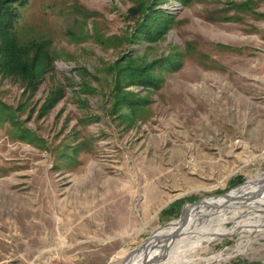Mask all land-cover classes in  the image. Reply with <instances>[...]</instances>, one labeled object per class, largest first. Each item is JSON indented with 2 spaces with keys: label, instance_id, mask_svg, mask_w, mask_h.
Here are the masks:
<instances>
[{
  "label": "rangeland",
  "instance_id": "obj_1",
  "mask_svg": "<svg viewBox=\"0 0 264 264\" xmlns=\"http://www.w3.org/2000/svg\"><path fill=\"white\" fill-rule=\"evenodd\" d=\"M138 1L18 6L17 42L46 41L54 62L34 94L0 76V264L132 263L264 173V0H152L174 17L154 41L136 33ZM165 56L157 86L138 81ZM54 86L63 97L39 112ZM244 221L187 264H264V210Z\"/></svg>",
  "mask_w": 264,
  "mask_h": 264
},
{
  "label": "trees",
  "instance_id": "obj_2",
  "mask_svg": "<svg viewBox=\"0 0 264 264\" xmlns=\"http://www.w3.org/2000/svg\"><path fill=\"white\" fill-rule=\"evenodd\" d=\"M27 0H0V76L7 75L20 80L23 89L31 94L37 90L42 78L53 67L54 59L46 46V41L34 38L32 41L21 44L17 42V32H15V23L18 19V6H24ZM159 1V0H158ZM184 1V0H180ZM148 0H139V9L132 8L130 16L136 17L139 29L137 34H141L145 40L154 41L162 33L170 28L174 17L165 9L158 8L156 4H151ZM247 3L239 4V8L247 10ZM259 16L264 13L258 14ZM194 43H188L187 51L193 50ZM166 57V56H165ZM157 59L141 68L137 76L142 84L157 86V77L152 73L151 68L155 65L163 67L164 65H175L176 61L172 57ZM136 72V71H135ZM137 81V82H138ZM64 90L59 86H54L43 101L39 112H45L53 107L62 97ZM123 98V97H121ZM118 98V101L124 100ZM121 99V100H120ZM18 139L33 141L37 137L26 127H16Z\"/></svg>",
  "mask_w": 264,
  "mask_h": 264
},
{
  "label": "bare ground",
  "instance_id": "obj_3",
  "mask_svg": "<svg viewBox=\"0 0 264 264\" xmlns=\"http://www.w3.org/2000/svg\"><path fill=\"white\" fill-rule=\"evenodd\" d=\"M259 186H261L262 189L264 187V173L258 174L250 180L245 188H239L240 190L236 189L239 190L236 191L237 193L230 191L224 196L212 197L211 201H209L211 203L208 202L207 205H203L204 207H199L198 210L202 207L203 208L200 211H197V213H192L188 217L183 218V220L179 221L178 224L172 227L166 235L157 239L155 245L145 252L141 258L129 264H187L188 262L197 260V258H199V253L195 254L194 251L196 252L197 248L205 249V246L202 245L201 241L209 242L213 238L226 237L227 234L233 233L236 229L241 228L242 220L245 222L244 219H248L255 215L256 212H262V210H264L259 205L261 203L264 204V201L258 204L250 202L249 204L244 205V201L240 200L245 196L248 198L254 197V195L257 196L256 189ZM259 194H264V189L263 191H260ZM216 198L221 199L214 200ZM227 208L229 212H231L230 215L226 214ZM245 214H249L248 217L236 221V224L233 225L232 228L225 229V227L222 226L226 220L238 218ZM260 219L262 220V218L259 217L255 218L252 222ZM187 221L188 224L186 225L185 222ZM257 223L260 222L258 221ZM251 233L253 232L251 231ZM225 256L226 255L220 252L217 255L204 259L205 264L211 263L213 260L216 261L225 258Z\"/></svg>",
  "mask_w": 264,
  "mask_h": 264
},
{
  "label": "water",
  "instance_id": "obj_4",
  "mask_svg": "<svg viewBox=\"0 0 264 264\" xmlns=\"http://www.w3.org/2000/svg\"><path fill=\"white\" fill-rule=\"evenodd\" d=\"M264 188V187H263ZM260 190H262V187L260 188ZM260 190H257L258 191V193L260 192ZM226 193V192H225ZM225 194H220V195H217V196H224ZM212 197H216V196H212ZM183 216H185V214L183 215ZM183 218V217H182ZM141 248V247H140ZM139 249V248H138ZM137 249V250H138Z\"/></svg>",
  "mask_w": 264,
  "mask_h": 264
}]
</instances>
